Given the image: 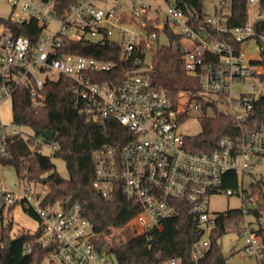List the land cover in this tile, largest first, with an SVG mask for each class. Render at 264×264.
<instances>
[{
  "label": "built area",
  "instance_id": "1",
  "mask_svg": "<svg viewBox=\"0 0 264 264\" xmlns=\"http://www.w3.org/2000/svg\"><path fill=\"white\" fill-rule=\"evenodd\" d=\"M130 19L141 30L147 24L157 30H173L171 46L180 47L185 72L194 78V89H179L176 96L157 85L146 74L128 73L120 82L102 80L114 61L70 53L63 50L65 40L116 38L122 58L138 48L147 52L158 38L156 31L135 32L122 25L121 0H76L60 10L59 0H0L9 6L8 16L0 15V108L12 107L17 88L25 86L34 107L45 101L43 85L65 76L73 84V107L92 120L104 124L113 120L125 129L119 144L104 143L92 154L93 187L105 198H114L119 191L139 205V211L128 222L132 231L143 234L147 229L173 223L191 215L203 231L193 244L192 258L202 255L209 236L216 227L218 213L209 211L212 194L238 195L241 215L226 227L242 239V251L262 264L264 242V193L261 188L246 191L242 178L252 177L249 184L264 183V125L252 127L249 117L253 104L264 93V11L252 18V6L262 0H246L247 20L232 25L233 0H202L201 12H185L175 0L165 8L162 21L159 5L151 8L141 0H129ZM153 11V15H148ZM35 22L38 39L33 42L18 33L24 25ZM56 25L45 33L49 23ZM249 39L257 43L259 58L249 57L241 44ZM140 62L139 57L135 58ZM246 78L247 92L233 93L231 85ZM219 109L233 119V130L216 140L210 150H193L186 146L187 135L178 125L194 109ZM21 124L5 122L0 116V155H10L12 140H23L32 151L41 144L53 148L55 140L40 134H28ZM229 171L237 174L236 188L224 186ZM41 189L36 190L35 186ZM49 185L26 183L20 190L0 189V229L3 210L16 202L30 209L37 217L39 234L35 242L48 246L42 264H112L104 259L105 249L97 251L98 236L90 220L83 215L76 201L43 202ZM26 245V251H30ZM99 254L96 256V254ZM97 257V258H96ZM170 258L169 264H177Z\"/></svg>",
  "mask_w": 264,
  "mask_h": 264
},
{
  "label": "trees",
  "instance_id": "2",
  "mask_svg": "<svg viewBox=\"0 0 264 264\" xmlns=\"http://www.w3.org/2000/svg\"><path fill=\"white\" fill-rule=\"evenodd\" d=\"M60 10L76 0H59ZM178 5L188 13L196 9L201 12L202 0H176ZM264 0L261 1V5ZM232 25L243 24L247 20L246 0H233L230 15ZM31 27L24 25L18 31L27 35L33 42L38 39L37 23L31 22ZM149 32L156 31L155 25L147 24ZM172 38H179L171 30H166ZM151 48L150 50H152ZM63 50L85 56L111 60L115 65L110 71L101 74L102 80H113L118 83L128 73L138 71L147 52L138 48L128 58H122L121 45L114 39L104 37L102 40L82 39L65 40ZM181 49L176 46H162L153 54V63L145 71L153 83L163 86L169 93L176 96L179 89H194V78L189 76L183 67ZM139 57L140 62L135 58ZM264 63V60L262 61ZM264 81V74L261 76ZM44 104L34 107L28 96L25 86L17 88L12 100L13 121L33 130L34 134H40L41 130L53 131V140L56 142L53 155L59 156L65 161L68 176L62 177L55 169L51 156L41 151H32L23 140H12L10 143V155L2 157L0 163H9L14 166L15 173L20 183H45L49 185V191L43 198V202L62 200L76 201L81 211L86 216L98 236L94 239L97 251L115 252L113 245V231L125 226L139 211V205L134 200L126 199L119 191L114 198L105 199L92 185L94 179L92 152L104 143L119 144L118 138L125 134V129L113 120H106L104 124L87 120L72 104L73 84L65 76L44 83ZM252 127L264 125V93H261L254 101L253 110L249 117ZM233 130V119L230 115L217 112L212 116L201 117V131L195 135H188L186 146L193 150H210L215 146L216 140L223 134H230ZM224 186L236 188L237 174L229 171V177ZM264 187V183L253 184L252 188ZM24 208V207H23ZM30 215H36L24 208ZM241 215L239 209H227L219 212L216 217V227L209 236V244L203 249L202 255L197 259L192 258L193 244L201 239L203 231L197 220L191 215L182 218L177 235L160 243L147 244L149 257L142 255L127 256L126 251L119 250L114 254L117 262L125 258L127 264H169L170 258H176L177 264H226V258L221 252L218 238L226 232L225 227L235 218ZM12 222L5 221L0 229V264H42L49 250L48 246L35 242L39 234V225L33 232L20 230L15 235H10ZM173 226V223L165 224ZM143 234H135L128 237L124 248L132 239L142 237ZM111 236V237H110ZM7 237H11L8 250L2 245ZM111 240H110V238ZM264 242V236H262ZM120 239L118 243H121ZM30 245V251H26V245ZM123 255V256H122ZM264 264V252L262 258Z\"/></svg>",
  "mask_w": 264,
  "mask_h": 264
},
{
  "label": "rangeland",
  "instance_id": "3",
  "mask_svg": "<svg viewBox=\"0 0 264 264\" xmlns=\"http://www.w3.org/2000/svg\"><path fill=\"white\" fill-rule=\"evenodd\" d=\"M141 1L149 3L151 8L156 5H159L160 9L158 10V15L160 21H162L164 18L165 8L168 5H173L175 3V0H141ZM121 3H122L121 13L123 15L122 25L129 29H132V31L135 32L148 31V30H141V28H139L136 24H134V22L130 19L129 11L131 7V2L129 0H121ZM258 11H262V12L264 11V4L258 6H252L251 11L249 12V18H252L254 14ZM9 12H10L9 6L5 3H0V15L8 16ZM148 15L149 16L153 15V11H149ZM55 28H56L55 23L51 22L48 24L47 29L44 32L52 33L55 30ZM157 34H158V38L157 40H155L153 49L147 51V53L144 56L142 67L138 71L133 72V74L143 73L148 76V74L145 71H147L149 66L153 63V58H152L153 52L157 48H160L162 46H171L172 39L168 35V32L166 30H157ZM111 37L112 39L120 38L118 31H114ZM241 48L246 52V54L249 57L254 59L259 58V49L257 43L254 40L249 39L247 41L242 42ZM253 81L256 82L254 78H246L241 82H235L231 85V91L233 93L247 92L250 90V84ZM262 91L264 92L263 89ZM217 112H219V109L216 110V108H212V107L204 110L194 109L190 112L187 118H185L183 121L179 123L178 129L187 136L195 135L201 131V117L212 116ZM0 116L2 120L5 122L13 121L12 107L9 103H5L4 105L1 106ZM21 129L28 134H34L32 129L25 127L23 125L21 126ZM39 148L42 153L51 156V160L53 161L55 165V169L58 172V174L62 177H67L68 172L65 165V161L61 157L53 155L54 148L44 143L41 144ZM238 177L239 180L242 178V187L246 191L253 189L249 185L253 181L251 176L247 174H243V175L239 174ZM21 187H22V183H20L18 180V177L14 170V166L9 163H5V164L0 163V189H9V190L17 191L20 190ZM35 189L39 190L41 189V186L36 185ZM262 191L264 193V188L262 189ZM240 206H241V200L239 199V196L236 194L229 196H224L221 194H212L210 196L209 211L211 213L215 214V213L223 212L227 209H238ZM3 216H4V221L12 222L11 231H10V235L12 236L18 233L20 230H27L33 232L38 227V220L24 210L21 202H16L12 206L5 208L3 210ZM181 222L182 219L177 218L176 220L173 221V226H165V227L162 226L161 228L164 229H161L160 232L158 233L156 226H153L147 229L146 231H144L142 237H137L135 239H132L128 244V248L126 249L124 248V245L128 237L130 236L132 237L136 234L135 232L132 231L133 230L132 226L127 223L125 226L115 229L113 231L112 236H114V241L117 242L116 244L113 245V249L115 252L119 250H122V252L126 251L127 256H130L128 258H131V256L134 254L149 257L150 252L147 249V244L150 243L157 244L167 239H171L175 237L177 235V230L181 225ZM120 239L122 240V242L118 243ZM218 241L220 243L221 252L226 258V264H257V260L255 259V257L247 256L243 253L241 248L242 239L235 230H228L218 238ZM115 252L113 251L106 252L104 254V259L111 261L112 264H118L117 256L114 254ZM98 255L99 254L97 253L96 256ZM121 262L127 264V262H125V258H123ZM87 264H98V262L97 260H93L88 262Z\"/></svg>",
  "mask_w": 264,
  "mask_h": 264
},
{
  "label": "water",
  "instance_id": "4",
  "mask_svg": "<svg viewBox=\"0 0 264 264\" xmlns=\"http://www.w3.org/2000/svg\"><path fill=\"white\" fill-rule=\"evenodd\" d=\"M41 134L48 140L53 138V131L49 129L41 130ZM11 242V237H7L4 244L2 245V248L4 250H8Z\"/></svg>",
  "mask_w": 264,
  "mask_h": 264
},
{
  "label": "crops",
  "instance_id": "5",
  "mask_svg": "<svg viewBox=\"0 0 264 264\" xmlns=\"http://www.w3.org/2000/svg\"><path fill=\"white\" fill-rule=\"evenodd\" d=\"M162 226L165 227V224H161V225H159L158 227H156L157 230H158L157 233L160 232L161 229H164V228H161ZM118 264H119V263H118Z\"/></svg>",
  "mask_w": 264,
  "mask_h": 264
}]
</instances>
